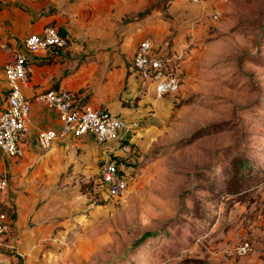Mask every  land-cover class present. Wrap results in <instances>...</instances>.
I'll use <instances>...</instances> for the list:
<instances>
[{"label":"rangeland","instance_id":"rangeland-1","mask_svg":"<svg viewBox=\"0 0 264 264\" xmlns=\"http://www.w3.org/2000/svg\"><path fill=\"white\" fill-rule=\"evenodd\" d=\"M132 1L122 23L168 25L185 7L203 30L179 35L181 85L135 144L127 190L107 197L99 162L73 189L84 206L71 247L81 264H264V0Z\"/></svg>","mask_w":264,"mask_h":264},{"label":"crops","instance_id":"crops-1","mask_svg":"<svg viewBox=\"0 0 264 264\" xmlns=\"http://www.w3.org/2000/svg\"><path fill=\"white\" fill-rule=\"evenodd\" d=\"M123 2L0 3V110L8 92L1 66L12 51H24V38L50 24L69 40L66 46L26 52L28 82L22 91L31 101V108L21 142L23 153L10 157L0 150V175L8 179L6 188L0 191V211L12 215L13 228L11 234L0 238V264H81L83 252L77 242L73 241L71 247L70 234L77 232L82 221L79 211L84 198H78L73 189L84 174L95 171L98 162L108 156L127 163L116 147V139L97 142L89 133L69 135L42 147L39 132L50 127L58 129L60 122L56 110L38 96L50 88L64 87L80 103L101 105L128 122L137 121V126L125 133L126 141L135 149L142 136L147 140L151 135L149 123L156 105L170 97H156L138 76L132 63L137 44L149 37L156 46L169 51L184 50V63L188 53L180 33L203 30V25L194 28L189 22L193 16L185 7L168 25L165 20H151L149 16L122 23L124 12L134 8L132 0Z\"/></svg>","mask_w":264,"mask_h":264},{"label":"built area","instance_id":"built-area-1","mask_svg":"<svg viewBox=\"0 0 264 264\" xmlns=\"http://www.w3.org/2000/svg\"><path fill=\"white\" fill-rule=\"evenodd\" d=\"M3 0H0V3ZM1 27V22H0ZM67 36L59 33L54 25H45L41 32H34L24 38L23 50L12 51L2 63V70L8 86L6 103L0 110V150L10 157L23 153L21 142L28 129V114L31 101L23 94L22 87L28 82L29 64L26 52H36L52 46L62 47L68 44ZM184 50L169 51L164 46H156L149 37L137 44L132 63L146 88H151L156 97L175 93L182 82ZM39 98L57 112L60 127L44 128L38 134L42 147H49L55 140L69 135L92 134L97 142L116 139V147L127 162H134L135 149L126 141L125 133L137 121L128 122L122 116L104 106L80 103L73 92L64 87L50 88L42 92ZM132 158V159H131ZM124 162L108 156L99 164V184L107 197L114 198L127 190L131 173ZM8 184L7 176L0 175V191ZM13 231L12 218L0 211V238ZM248 240L242 239L234 246V251L244 255L251 250Z\"/></svg>","mask_w":264,"mask_h":264},{"label":"trees","instance_id":"trees-1","mask_svg":"<svg viewBox=\"0 0 264 264\" xmlns=\"http://www.w3.org/2000/svg\"><path fill=\"white\" fill-rule=\"evenodd\" d=\"M135 151H136V150H135ZM132 163H134V162H131V161L127 162V164H132ZM11 217H12V215H11Z\"/></svg>","mask_w":264,"mask_h":264}]
</instances>
